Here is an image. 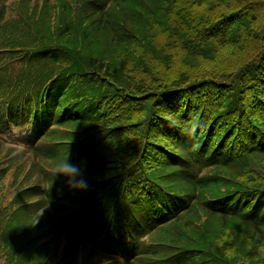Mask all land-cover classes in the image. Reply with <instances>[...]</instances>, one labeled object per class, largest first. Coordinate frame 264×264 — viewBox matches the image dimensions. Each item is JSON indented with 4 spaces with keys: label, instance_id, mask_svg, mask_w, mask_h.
I'll list each match as a JSON object with an SVG mask.
<instances>
[{
    "label": "trees",
    "instance_id": "1",
    "mask_svg": "<svg viewBox=\"0 0 264 264\" xmlns=\"http://www.w3.org/2000/svg\"><path fill=\"white\" fill-rule=\"evenodd\" d=\"M263 161V1L0 0V264H245Z\"/></svg>",
    "mask_w": 264,
    "mask_h": 264
},
{
    "label": "clouds",
    "instance_id": "2",
    "mask_svg": "<svg viewBox=\"0 0 264 264\" xmlns=\"http://www.w3.org/2000/svg\"><path fill=\"white\" fill-rule=\"evenodd\" d=\"M54 175L66 177L67 182L73 188L85 189L87 187V182L80 178L82 176L81 166L69 163L68 155L56 164ZM42 211L40 214H42Z\"/></svg>",
    "mask_w": 264,
    "mask_h": 264
},
{
    "label": "rangeland",
    "instance_id": "3",
    "mask_svg": "<svg viewBox=\"0 0 264 264\" xmlns=\"http://www.w3.org/2000/svg\"><path fill=\"white\" fill-rule=\"evenodd\" d=\"M260 1H263L264 0H260ZM262 167L264 169V161L262 163ZM235 231L238 232V236L240 237V239H243L246 241V243L244 244V248H246L247 250H252L253 249V245L250 241H248V239L246 237H248V234H247V231L242 229L241 227L237 229H235ZM258 248H261L258 249V251H254L256 253H254L255 255H253L252 258L248 259L247 261H245V264H264V247H261V246H257Z\"/></svg>",
    "mask_w": 264,
    "mask_h": 264
}]
</instances>
